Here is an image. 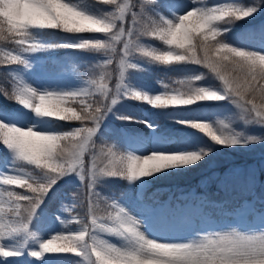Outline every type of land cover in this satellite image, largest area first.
I'll use <instances>...</instances> for the list:
<instances>
[{"label":"rangeland","instance_id":"374dc122","mask_svg":"<svg viewBox=\"0 0 264 264\" xmlns=\"http://www.w3.org/2000/svg\"><path fill=\"white\" fill-rule=\"evenodd\" d=\"M224 1L154 0V3H146L144 0L139 8L134 9L139 17L137 28L142 23L159 22L161 17L177 21L178 17L194 7L202 8L208 3L215 6ZM66 2L100 19L110 18L116 12L114 6L99 3L98 0ZM260 25L264 27V18L260 20ZM126 26H131V20ZM41 30L38 27L28 30L27 39L40 46L36 51L26 52L19 46L0 41V50L11 51L26 62L0 66V88L5 85V80L15 87L30 86L40 94L63 95L89 88V81L99 76L100 67L109 59L106 55L108 50L81 49L75 45L82 40L104 41L107 39L106 34L60 31L49 37L40 34ZM239 34L238 37L245 42H239L238 50L264 55V33L255 39L253 36L245 39L241 37L242 30ZM134 35L137 47L167 50L168 46L162 41L144 37L136 29ZM52 39L57 42H51ZM118 59L117 56L108 67L111 73L108 84L113 92L119 82ZM126 60L135 67L125 70L123 83L116 93L117 103L111 106V110L100 122L95 133L97 139L113 145L118 143L113 140L118 137L121 139L120 154L140 158L151 154H196L205 148L208 151L204 156L207 165L195 183L165 186L157 189L158 194L146 193L140 177L130 178L125 192H116L111 186L113 176L99 175L94 184L99 204L95 210L96 215H107L110 210L108 206L115 203L125 209L128 215L135 217L138 230L145 238L167 244H184L209 233L230 232L233 229L246 234L264 232V192L261 194L258 190L260 180H264V124L234 103V97L226 96L222 100H198L190 105H179L186 106L192 113L175 116L184 122L178 131H165L158 127L162 119L151 112L149 106L152 104L133 99L126 93L139 92L154 98L157 95L175 94L177 90L191 95L195 88L202 87L224 95L222 81L198 64H163L132 49ZM3 100L6 103L0 100V122L9 125L32 127L33 130L48 134H61L82 126L80 121L61 123L56 118L40 116L21 104L8 105L11 102L9 99ZM95 100L107 102L101 97ZM190 122L208 123L213 131L222 133L225 138H233L238 143H216L205 132L192 127ZM70 173L71 176L65 182L57 180L46 194L55 199L56 207L50 212L44 211L40 218L34 215L31 220L34 226L30 222L27 230L12 234L2 241L3 247L19 254L0 257V264H91L83 250L91 244L92 236L121 249L134 246L127 235L119 236L97 228L81 242L79 256L62 257L58 254L55 258L51 256L52 252H42V242L60 234H78L90 224L85 182L80 180L75 170ZM8 175L41 181L45 179L40 169L30 167L13 150L7 148L3 152L0 149V179ZM232 178L242 182V193L231 197L213 193L212 185L216 190L223 189L227 180ZM21 190L26 191L23 188ZM147 197H152L153 201H147ZM102 223L112 226L111 221ZM37 250L42 252V257L31 255Z\"/></svg>","mask_w":264,"mask_h":264},{"label":"snow or ice","instance_id":"6c2138e0","mask_svg":"<svg viewBox=\"0 0 264 264\" xmlns=\"http://www.w3.org/2000/svg\"><path fill=\"white\" fill-rule=\"evenodd\" d=\"M5 2L9 7L6 12L0 10V31H6L12 37L10 41L21 50L31 52L40 47L27 39L28 27H31L29 22L37 19L52 20L54 17L67 32L106 34L107 39L104 41L82 40L75 46L91 50L107 49L106 55L109 59L100 67L99 76L89 81L90 87L78 93L40 94L27 85L14 87L11 92L6 89L0 90L6 99L32 109L40 116L62 121H80L82 125L54 136L41 135L45 132L33 130L32 127H28L32 129L31 132L26 131L21 134L26 144L48 145L52 153H57V148H63L65 144L69 145V148L59 153L61 159L54 160L50 167L41 170L45 177L42 181L17 175H8L0 179V257L7 258L19 254L3 247L2 241L12 234L27 230L36 209L52 186L62 175L75 170L80 180L85 182L90 224H87L84 231L78 234H60L42 242L40 247L43 253L64 252L80 255L81 242L99 228L103 232L119 236L127 235L134 242V247L121 249L103 240L105 245L113 250L111 257L113 264H118L121 258L126 257L132 258L136 264H264V232L239 233L242 247L248 255L243 260L233 261L232 258L219 257L211 251L216 247L217 239H223L229 232L209 233L196 241L184 244L155 242L145 238L138 230L136 219L115 203L108 206L110 210L107 215L97 216L95 210L99 204L98 196L94 191L95 179L99 175L144 177L177 165L195 164L207 155L206 151H202L199 154H151L140 158L124 156L109 145H103L98 152L95 151L96 143L93 137L99 124L111 110V106L117 103L116 93L123 83L125 70L135 67L126 60L130 49L163 64L189 61L203 65L216 74L225 88L224 95L202 87L195 88L191 95L177 90L175 94L157 95L154 98L139 92L126 93L131 98L140 99L158 107L190 105L198 100H222L226 96H231L235 98L234 103L253 114L259 123L264 124V55L249 53L227 45L220 39L222 33L216 27L220 23H231L233 20L243 19L251 15L254 9H244L236 5L194 7L187 12V16L183 18L180 16L177 21L161 17L159 22L142 23L137 28L136 22L139 17L133 11L131 0H122V2L121 0H98L99 3L112 5L116 9L115 14L106 19L77 10L66 0H27V2L0 0V3ZM146 3H154V0H146ZM129 17L131 26H126ZM200 17L204 20L198 22ZM204 21H209L210 24ZM17 24L26 25L25 30L18 33ZM209 26L214 29L212 32L207 31ZM40 28L56 29L55 26ZM134 29L144 37H153L162 41L168 46L167 50L158 51L143 46L137 47ZM117 56L119 57V82L116 83L113 92L108 84L111 79L108 67L114 63ZM22 63L26 62L20 56L11 51L0 50V66ZM195 79L198 80L200 77ZM96 97H101L107 102L96 101ZM257 97L260 99L259 104L256 102ZM34 100H38L39 103H33ZM53 100L55 111L49 107ZM88 123L91 124L90 127L87 126ZM190 123L192 127L205 132L216 143L228 145L238 143L233 138H225L222 133L213 131L208 123ZM0 142L16 154L10 142L4 139H0ZM86 153L91 155V163L87 167L84 159ZM13 186L24 188L26 191L18 192ZM103 221H111L112 226L105 225ZM76 222L80 223V220L76 219ZM100 240L92 236L91 244L83 250L86 258L91 260V264H102L97 245V241ZM42 252L33 251L31 255L40 258Z\"/></svg>","mask_w":264,"mask_h":264},{"label":"trees","instance_id":"16d2710c","mask_svg":"<svg viewBox=\"0 0 264 264\" xmlns=\"http://www.w3.org/2000/svg\"><path fill=\"white\" fill-rule=\"evenodd\" d=\"M222 5H236L240 6L244 9H254L251 15L239 19V20H233L231 23H220L216 25V27L221 31L222 36L220 39L226 43L227 45L238 48V42L242 41L243 43L245 41L240 40L237 38V35L241 30L242 31V37L245 39L247 36L251 34H256V33H264V27L260 25V20L264 18V0H228L223 2ZM209 7H216L212 6L211 4H207L203 8H209ZM52 30H62L60 28L56 29H49V28H44V31L46 32V35H51ZM255 39V37L253 38ZM189 61H183V62H174L178 64H185L188 63ZM208 69V68H207ZM209 70V69H208ZM210 71V70H209ZM211 72V71H210ZM213 73V72H211ZM11 91V90H10ZM256 102L259 104L260 99L257 97ZM179 112L178 110H175ZM57 119V118H56ZM58 121H62L57 119ZM170 127L172 126H178V123H169ZM94 140V138H93ZM98 148L103 146L100 142L97 143ZM95 151H99L96 150ZM91 158V155L86 153L85 154V162L89 161ZM207 159L204 157L201 159L199 162L191 165H177L172 168L168 169H162L159 172L152 173L149 176H144L142 179L145 181V183L148 185L150 188H155V187H160L162 185H172V184H187L189 182H192L195 180L198 176V172L206 165ZM69 173V172H68ZM68 173L65 175H62L58 180L63 181L66 179L68 176ZM121 183H117V190H124V188L127 186V180L128 176H121ZM242 189V186L240 185V182L233 180L231 182H228V185L226 187V193H234L237 192L239 193L240 190ZM224 192H217V194H225ZM56 205L55 199L50 198L46 199L44 197L43 202L39 205L37 209H40L38 214H42L43 211L48 212L50 209H54ZM32 222V221H31ZM34 223V221L32 222ZM64 255H71L72 253H64Z\"/></svg>","mask_w":264,"mask_h":264},{"label":"clouds","instance_id":"9594fccd","mask_svg":"<svg viewBox=\"0 0 264 264\" xmlns=\"http://www.w3.org/2000/svg\"><path fill=\"white\" fill-rule=\"evenodd\" d=\"M8 7L9 5L7 2L0 3V10L6 12ZM187 15L188 13L182 15V18ZM203 20H204L203 17L198 18V22ZM204 22L210 24L209 21H204ZM186 23H190V21H186ZM29 24L31 25V27H28V30L33 27L40 28V27L55 26L56 28H60L64 31H67L62 26H60L58 22H56L54 17L52 20L37 19L29 22ZM25 27L26 25L24 24H17L16 31L18 33L23 32L25 30ZM213 30L214 29L211 26H209V28L207 29V31L209 32H212ZM28 35L29 32L27 31V36ZM11 39L12 37H10L6 31H0V41L3 40L10 41ZM32 102L36 104L39 103L38 100H34ZM49 107L51 108L52 111H55L54 100L49 105ZM26 131L31 132L32 129L31 128L24 129L17 127L15 125H8L0 122V139H4L12 144V146L16 150V155L18 156L19 159L26 161L29 164L35 165L40 170H42L45 167H50L54 160L61 159V155L59 153H62L64 149L69 148V145L65 144L63 145V148H57V153H52L48 145H43V146L28 145L23 141V138L21 136V134ZM41 135L54 136L56 134L41 133ZM122 223H127V221H122ZM97 245L99 248L98 255H100L101 257L102 264H113L111 259L113 252L112 248L107 247L103 240L97 241ZM211 251L214 252L219 257L232 258L233 261L243 260L248 255V253L242 247L241 236L239 232H237L235 229H233L228 234H226L223 239H217L216 247H214ZM118 264H136V262L132 258L126 257V258H121L118 261Z\"/></svg>","mask_w":264,"mask_h":264},{"label":"bare ground","instance_id":"6f19581e","mask_svg":"<svg viewBox=\"0 0 264 264\" xmlns=\"http://www.w3.org/2000/svg\"><path fill=\"white\" fill-rule=\"evenodd\" d=\"M131 215V214H130ZM135 216V215H134ZM135 218V217H134ZM138 222V221H137ZM148 224V223H147Z\"/></svg>","mask_w":264,"mask_h":264}]
</instances>
